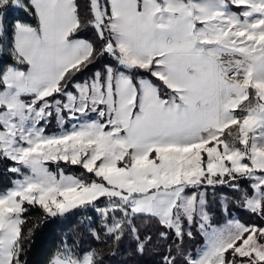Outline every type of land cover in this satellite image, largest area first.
Segmentation results:
<instances>
[{"label":"snow or ice","instance_id":"snow-or-ice-1","mask_svg":"<svg viewBox=\"0 0 264 264\" xmlns=\"http://www.w3.org/2000/svg\"><path fill=\"white\" fill-rule=\"evenodd\" d=\"M0 162V264H27L32 209L162 264H264V0H0ZM82 244L48 264H104Z\"/></svg>","mask_w":264,"mask_h":264},{"label":"trees","instance_id":"trees-1","mask_svg":"<svg viewBox=\"0 0 264 264\" xmlns=\"http://www.w3.org/2000/svg\"><path fill=\"white\" fill-rule=\"evenodd\" d=\"M83 3V0H81ZM22 13L14 11L9 15V20H14L21 17ZM28 19L27 17H25ZM91 35V33H87ZM7 164L0 162V190L9 186L11 179L10 174L6 171ZM55 170V169H53ZM68 174H79L81 171L79 166H72L65 169ZM222 196H226L231 200L235 199L231 189H223ZM231 218H239L241 222L246 224L259 223V219L242 211L239 208H233L230 214ZM29 217L33 222H37L36 218L40 217L38 221L39 226L34 229L32 241L27 245V264H48L49 258L55 252L60 241L66 236H76L80 233L83 237L84 248L90 246L103 249L105 261L104 264H162V256L165 253L164 247H149L146 249L143 256L134 254L133 241L130 237H125L118 245L112 241L96 242L86 234L87 218L96 219V214L91 211L85 213L76 210L66 214L64 217H47L38 209H32ZM228 214L217 215V225H222L229 219ZM205 237L196 235L191 240L185 241V249L187 253L191 254L194 258L200 253L205 244ZM113 253H115L113 255Z\"/></svg>","mask_w":264,"mask_h":264},{"label":"rangeland","instance_id":"rangeland-1","mask_svg":"<svg viewBox=\"0 0 264 264\" xmlns=\"http://www.w3.org/2000/svg\"><path fill=\"white\" fill-rule=\"evenodd\" d=\"M69 127H70V124H69ZM48 131H49V133H55V132H58L59 131V126L55 123V121H53V123L49 127ZM225 223H223V224H225ZM218 226H220V225H218ZM205 244H206V241H205ZM205 244H204V246H205ZM204 246L202 247V249L204 248Z\"/></svg>","mask_w":264,"mask_h":264}]
</instances>
